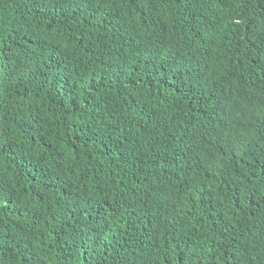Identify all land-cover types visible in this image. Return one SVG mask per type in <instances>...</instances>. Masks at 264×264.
Returning a JSON list of instances; mask_svg holds the SVG:
<instances>
[{"label":"trees","instance_id":"trees-1","mask_svg":"<svg viewBox=\"0 0 264 264\" xmlns=\"http://www.w3.org/2000/svg\"><path fill=\"white\" fill-rule=\"evenodd\" d=\"M0 264H264V0H0Z\"/></svg>","mask_w":264,"mask_h":264}]
</instances>
